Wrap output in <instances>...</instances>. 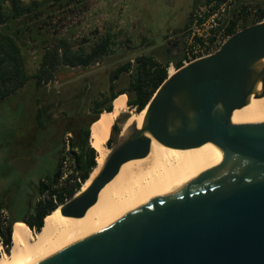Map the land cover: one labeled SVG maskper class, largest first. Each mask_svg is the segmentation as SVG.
I'll return each instance as SVG.
<instances>
[{"label": "water", "instance_id": "obj_1", "mask_svg": "<svg viewBox=\"0 0 264 264\" xmlns=\"http://www.w3.org/2000/svg\"><path fill=\"white\" fill-rule=\"evenodd\" d=\"M143 109L141 125L124 128L87 188L61 203L62 215L83 216L151 139L177 149L205 143L185 175L36 264H264V20L177 67Z\"/></svg>", "mask_w": 264, "mask_h": 264}, {"label": "trees", "instance_id": "obj_2", "mask_svg": "<svg viewBox=\"0 0 264 264\" xmlns=\"http://www.w3.org/2000/svg\"><path fill=\"white\" fill-rule=\"evenodd\" d=\"M75 1L30 0L24 4L23 0H0V99L16 93L27 83L39 88L41 81L49 79L54 73L60 86L57 93L51 92V102L63 107L62 114L65 117L62 122V114L54 116L56 110L53 109L45 121L42 108L36 113L33 123L34 128L37 127L36 135L47 128L48 135L43 145H58L53 153L54 167L36 179L28 180L25 197L27 208L23 216H15L12 212L9 217L0 216V237L5 250L11 245L14 226L20 224L31 233L41 229L44 218L57 206L53 194L57 203H63L65 198H71L80 189L97 165V151L89 144L91 132L102 115L112 110L114 102L125 97L127 105L139 113L167 77L166 67L169 62H174L176 68L182 65L174 57L157 58L151 53H140L132 61L122 60L137 48L129 45L132 42L130 37L123 41L126 48L116 49L118 33L114 29L88 38L71 24V14L63 15L59 20L50 18L57 9L67 10ZM228 4L233 6L223 24L226 35L234 33L237 27L243 28L264 19V6L258 3L255 4L253 16L248 19L250 11L242 0H204L209 11L227 9ZM48 26L52 30L45 32ZM145 42L143 38L141 45H151V42ZM36 52L40 53L38 66L35 71L29 72L26 67L28 57ZM96 61L111 65L106 70L101 69L102 74L98 75L85 70V66ZM61 71H68L70 78L76 77L70 82L72 91L61 92ZM86 109L90 112L86 113ZM116 122L111 127L106 145L112 142V132L118 130ZM62 126H69L66 132L71 133L68 154L72 162L62 184L58 185V179L63 174V136H59ZM44 190H47L46 196L37 201L36 198ZM3 205L0 203V210Z\"/></svg>", "mask_w": 264, "mask_h": 264}, {"label": "rangeland", "instance_id": "obj_3", "mask_svg": "<svg viewBox=\"0 0 264 264\" xmlns=\"http://www.w3.org/2000/svg\"><path fill=\"white\" fill-rule=\"evenodd\" d=\"M29 1L23 0L22 3L26 4ZM82 2L85 0L80 3ZM242 3L246 4L247 10L250 11L248 19L253 16L255 4L264 6V0H242ZM88 5L91 7L90 19L87 20L89 28L96 29L99 34H103L109 29L117 31L116 49L126 48L123 41L127 37H130L132 41L129 45L137 47L134 51L130 50L131 52L125 55L122 60L132 59L140 53H151L157 58H164L163 52L169 46L179 48L177 52L174 51L175 49H172L173 52L172 50L168 52V55H173L178 59L181 56L180 42L173 35L188 25L191 13L203 14L207 9L204 0H107L106 3L103 0H89ZM232 6L233 4H228L227 9L219 10L221 26L230 15ZM143 38L147 41L145 43L151 42V45H141ZM173 39L177 42L175 46L171 43ZM39 57L40 53L38 52L29 55L26 64L29 72L36 70ZM110 65L111 63L101 61L98 66L88 70L91 72L106 70ZM173 66L176 69L174 62ZM32 88L29 86L21 92L22 94L19 93L15 97L0 101V203L4 204L0 214L6 217H9L11 212L18 217L26 213L25 197L28 180H34L54 167L53 153L58 145H43V142L46 141L45 137L48 135L47 128L36 135L37 127L34 128L32 115L35 105ZM48 92L54 93L56 90L52 89ZM132 114L138 113L126 103L124 113L117 118L118 130L112 132L111 144L103 146L104 159L110 148L124 134L123 125ZM63 155L68 156L71 160V156L66 151L63 152ZM70 168V163L67 162L62 172ZM3 249L5 250L4 247Z\"/></svg>", "mask_w": 264, "mask_h": 264}, {"label": "bare ground", "instance_id": "obj_4", "mask_svg": "<svg viewBox=\"0 0 264 264\" xmlns=\"http://www.w3.org/2000/svg\"><path fill=\"white\" fill-rule=\"evenodd\" d=\"M253 97V94L250 95L245 105ZM245 105L236 108L231 119ZM125 106V97L116 100L112 110L104 113L93 128L90 144L97 151V165L75 195L85 190L98 174L105 160L103 146L110 136L112 125L124 113ZM144 113L145 109H142L138 114H132L123 127L132 121L139 127ZM204 144L177 149L151 139L148 153L122 163L116 174L100 188L96 201L83 216L62 215L60 205H57L44 218L43 226L37 232L31 233L20 224L14 226L9 249L0 252V264H36L95 234L141 198L181 179L188 170L190 157Z\"/></svg>", "mask_w": 264, "mask_h": 264}, {"label": "built area", "instance_id": "obj_5", "mask_svg": "<svg viewBox=\"0 0 264 264\" xmlns=\"http://www.w3.org/2000/svg\"><path fill=\"white\" fill-rule=\"evenodd\" d=\"M223 11V9H221ZM219 10L209 11L206 9L205 13H193L192 18L188 20V25L183 28L178 33H175L173 37L179 39L181 56L180 62L182 65L187 64L193 60L199 59L201 57L207 56L214 52L229 36L224 33V26H221L220 18H219ZM238 30V27H237ZM172 36V35H171ZM170 36V37H171ZM133 58L131 59V61ZM100 61H96L93 64H89L85 66V69H92L94 66H98ZM174 69L173 62H169L166 67L167 76L170 75V70ZM130 72V71H129ZM41 86L47 91L55 89L56 92L59 90L60 82L57 76L53 73L52 76L47 80L41 81ZM70 138L71 133L66 132L63 135L62 143L64 146V151L69 153L70 151ZM63 167L67 164V162H72L69 160L68 156L64 155V159L62 160ZM69 170H65L62 176L58 179V185L62 184V180L66 177L67 172ZM43 181V179H42ZM47 194V190H44L36 200H42ZM54 202L58 205L61 203H57L55 195H52ZM67 200L66 198L64 199ZM1 218H6V216L1 215ZM5 224L6 222L3 221ZM2 240L0 237V251L3 249Z\"/></svg>", "mask_w": 264, "mask_h": 264}, {"label": "crops", "instance_id": "obj_6", "mask_svg": "<svg viewBox=\"0 0 264 264\" xmlns=\"http://www.w3.org/2000/svg\"><path fill=\"white\" fill-rule=\"evenodd\" d=\"M103 1H105V3L107 2V0H103ZM178 60H180V57L178 58ZM76 69L77 68H73V70H76ZM97 71H99V72H92V73H97L96 75H98V73H100L101 70H97ZM85 74H87V73H85ZM100 74H102V73H100ZM69 75L70 74L68 73V71H61V77H62L61 87L63 88V89L61 88V90H62L61 92H65V90L72 91V89L70 87V82L75 80L76 77H71L70 78ZM29 86L33 87L32 88L33 89L32 94H34V104L35 105H34V108L32 110L33 119L36 120V113L41 108L43 109V118H44L45 121L48 120L47 115H49L53 109H55L56 110L55 112L57 113V115H56V113L53 114L54 116H56V117L58 115L61 116L62 111H63V107L61 105L52 104V102H51L52 93H49L43 87L36 88L32 83H27L22 88H20L16 93L11 94L9 96H6L3 99H0V101L1 100H6V99H10L12 97H15V96L19 95V93L23 92ZM89 112H90V110L86 109V113H89ZM53 115H51V116H53ZM64 119H65V117L62 114L61 121L63 122ZM68 130H69V126H62L60 128L59 136H61V138H62L63 134L66 131H68Z\"/></svg>", "mask_w": 264, "mask_h": 264}, {"label": "flooded vegetation", "instance_id": "obj_7", "mask_svg": "<svg viewBox=\"0 0 264 264\" xmlns=\"http://www.w3.org/2000/svg\"><path fill=\"white\" fill-rule=\"evenodd\" d=\"M80 2H81L80 0H77V1L73 2L71 7L70 8L68 7L67 10H64V9L58 10L57 9L55 11V13H52V16L50 18H56V19L59 20L63 15L71 14V17L69 18V21L71 22V24L73 26H76V31L77 30L78 31L81 30L83 32V35H87L88 38L94 37L98 33V31L96 29L92 30L91 27L89 28L88 27V22L86 24L83 23L85 20L86 21L88 20L89 15L91 14V7H89V5H88L89 0H85V2H82V3H80ZM47 17H49V16H47ZM49 30H52V29L48 26V27L45 28L44 31L48 32ZM80 38H82V37H80ZM172 49L173 50L175 49L174 51L177 52V50L179 48L170 47V46L167 47L165 49V51L163 52L165 54L164 57H166V56L173 57V55H168V52L171 51ZM173 50H172V52H173Z\"/></svg>", "mask_w": 264, "mask_h": 264}]
</instances>
